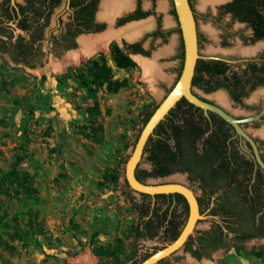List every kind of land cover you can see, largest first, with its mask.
<instances>
[{
  "label": "rangeland",
  "instance_id": "obj_1",
  "mask_svg": "<svg viewBox=\"0 0 264 264\" xmlns=\"http://www.w3.org/2000/svg\"><path fill=\"white\" fill-rule=\"evenodd\" d=\"M228 1L193 0L201 52L242 63L264 51V39L245 42L250 30L228 15L219 17L230 31L224 37L216 6ZM169 2L164 23L174 28L176 21H167ZM150 40L144 41L150 51L144 58H155L162 72L153 85L144 79L138 58L131 57L134 66L119 67L111 47L67 68L58 64L68 52L52 53L37 67L0 56V264H96L100 258L129 256L136 218L130 202L141 195L126 194V163L146 111L159 105L177 80L178 33ZM95 60L109 68L102 84L93 80ZM198 92L243 112L222 100L220 92ZM245 101L264 105V88ZM209 219L204 216L197 228L209 227ZM104 251L114 254L105 257ZM169 264H264V241L230 244L200 259L181 249Z\"/></svg>",
  "mask_w": 264,
  "mask_h": 264
},
{
  "label": "flooded vegetation",
  "instance_id": "obj_2",
  "mask_svg": "<svg viewBox=\"0 0 264 264\" xmlns=\"http://www.w3.org/2000/svg\"><path fill=\"white\" fill-rule=\"evenodd\" d=\"M103 3L104 0H0V56L16 65L29 67L28 63L39 66L52 53L79 49L80 38L97 36L109 28V20L102 16ZM162 3L165 0H133L131 7L116 14L112 20L115 29L139 22H149L151 28L133 39H113L109 47L114 52L118 47L129 57L145 59L149 49L144 46V41L148 37L153 44L157 39L164 41L171 30H175L178 33L175 47L178 77L185 61L184 40L174 0H170L168 8L170 24L171 18L176 21L174 28H165ZM216 8L219 16L215 19L222 27L224 37L228 36L230 31L219 19L225 10L221 5ZM226 15L234 19L231 13ZM196 18L198 22L197 15ZM234 21L250 30L249 38L243 36L245 42L257 43L264 39L255 40L256 30L247 22ZM198 32L202 57L196 66L193 92L240 120L239 126L256 142L264 160V105H250L245 101L250 93L264 88V73L249 69L251 65L264 66V51L242 63L221 55H206L201 52L203 39L199 26ZM209 61H220L225 70H208L204 62ZM198 90L210 95L220 92L217 95L222 96V100L243 112L234 113L217 100L201 95ZM257 116L259 118L246 120ZM159 125L152 137H169L171 148L165 151L171 150L174 155L168 163L172 171L145 181L164 183L175 181L168 179L174 175L183 176L189 181L184 184L198 197L201 214L210 218L209 227L196 228L182 249L197 258L195 252L208 256L230 244L264 241V168L246 136L217 112L205 110L186 98H182ZM152 153L144 152L140 163L143 171H154ZM223 159H227L229 166L223 164ZM178 194L169 193L161 197L140 194L139 200L133 199L136 218L131 231L129 256L124 261L100 258L96 264H140L175 240L190 213L186 198ZM136 205L139 207L135 208ZM200 222L202 220L198 224ZM175 253L156 264H169Z\"/></svg>",
  "mask_w": 264,
  "mask_h": 264
},
{
  "label": "water",
  "instance_id": "obj_3",
  "mask_svg": "<svg viewBox=\"0 0 264 264\" xmlns=\"http://www.w3.org/2000/svg\"><path fill=\"white\" fill-rule=\"evenodd\" d=\"M174 4L185 45L184 67L174 87L159 103L158 107L143 127L133 151L126 163L125 178L130 187L138 193H145L149 195L180 193L186 198L190 213L187 223L180 235L166 247L155 252L140 264H156L161 259L181 250L185 246L189 237L194 234L198 226V222L204 218V216L201 214L199 200L195 191L186 184L177 181L164 183L143 182L138 179L136 175L137 168L143 159L145 146L150 136L154 133L156 127L166 118L169 112L182 98H186L189 102L205 110L217 112L224 119L232 123L239 130V132L244 134L251 142L255 150L256 158L260 165L264 168V160L260 155L258 146L252 137H248L241 129L239 126L240 120L229 114L222 107L202 99L193 92V79L196 72V66L199 58L202 57L199 49L198 22L196 13L190 0H174ZM259 116L248 118L246 120L259 118Z\"/></svg>",
  "mask_w": 264,
  "mask_h": 264
},
{
  "label": "trees",
  "instance_id": "obj_4",
  "mask_svg": "<svg viewBox=\"0 0 264 264\" xmlns=\"http://www.w3.org/2000/svg\"><path fill=\"white\" fill-rule=\"evenodd\" d=\"M190 1L192 3V0H190ZM192 7L194 9L193 3H192ZM221 8H223L225 10L223 16H225L227 13H231L233 18H234L233 20H239L241 22H247L249 25L253 26L254 29L256 30V34H257V36L255 37V40L264 37V0H231L227 3L222 4ZM194 11L196 13V10H194ZM179 30L181 32V28H179ZM115 51L116 52H114L115 53L114 54V61L116 62V64L119 67L128 68V67L135 65V62L132 60V58L127 56L125 53H123L118 47L116 48ZM149 54H150V51H148L147 55H149ZM28 66L29 67H37L38 64L31 65L28 63ZM204 66H205V68H207L208 70H211L213 72H216V71L222 72L225 70V68L222 66V63L220 61L204 62ZM182 69H183V66H182ZM249 69L253 72L258 70V71H262L264 73V66L262 68H259L256 65H251V67H249ZM108 71H109V68L105 63L100 64L99 61H97V60L92 62L91 72H92L93 80L95 82H97L98 84H102V82L104 80L108 79ZM181 72H182V70L180 71L176 82L178 81V79L181 75ZM263 84H264V78H263ZM174 85L172 86V88L174 87ZM157 107H158V105L154 106L153 108L146 111L145 116H144L143 121H142L143 126L139 131V135L137 137V140L140 136V133H141L143 127L148 122V120L150 119V117L152 116V114L154 113V111L156 110ZM152 135L149 138V140L145 146L144 152H147V151L153 152L151 155V160L153 161V163L155 165L154 171L153 172L143 171L140 168V164H139L137 171H136V175H137L138 179H140L143 182H146L145 179H147V178L166 175L172 171V169L169 168L168 163L170 160H172L174 158V155L171 153V150L165 151V149L171 148L169 137H165V136L162 137L163 135H161V137H152ZM223 164L225 166H229L227 159H223ZM126 183H127V188H128V191L126 194L131 195L134 190L130 187L127 180H126ZM134 192H136V191H134ZM139 194L146 196V197L147 196H154V197L165 196V194H157V195H149V194H145V193H139ZM178 195L181 198L185 199V197L183 195H181V194H178ZM133 199L134 198H131V202H130L132 204L131 207L134 204ZM136 207L138 208L139 206L136 205L135 208ZM133 208L134 207H132V209ZM133 228H134V226H132L130 229V235H131V231ZM103 253H104L105 257H110L114 254L113 251H104ZM194 256H196L198 259H200L203 255H201L199 252H195Z\"/></svg>",
  "mask_w": 264,
  "mask_h": 264
},
{
  "label": "bare ground",
  "instance_id": "obj_5",
  "mask_svg": "<svg viewBox=\"0 0 264 264\" xmlns=\"http://www.w3.org/2000/svg\"><path fill=\"white\" fill-rule=\"evenodd\" d=\"M204 3L213 4L222 2L223 0H202ZM133 0H104L102 16L107 18L110 22L109 28L102 34L97 36L82 37L80 38V48L78 50L70 51L63 61L58 66L67 68L70 65H79L83 60H86L100 51H106L110 42L113 39H120L127 37L133 39L142 34L145 30L151 28L149 22L133 23L126 27L115 29L112 26V20L114 16L120 13L122 10L131 7ZM162 6L166 4L162 3ZM165 8V7H164ZM169 21V18H167ZM138 62L144 70V79L153 85L158 78L162 76L161 69L159 68L157 61L154 59H143L138 57ZM222 99L223 97L220 96Z\"/></svg>",
  "mask_w": 264,
  "mask_h": 264
}]
</instances>
